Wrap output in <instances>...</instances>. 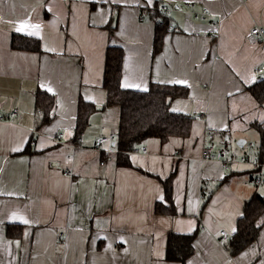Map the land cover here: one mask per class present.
<instances>
[{
	"label": "crops",
	"instance_id": "1",
	"mask_svg": "<svg viewBox=\"0 0 264 264\" xmlns=\"http://www.w3.org/2000/svg\"><path fill=\"white\" fill-rule=\"evenodd\" d=\"M156 1L0 0V264H182L165 259L169 231L194 233L184 264H264V225L234 255L219 236L233 234L264 170L256 187L248 183L253 168L224 170L201 158L208 129L217 147H227L264 120V103L246 89L264 77V42L249 34L264 27V0H161L174 30L152 54L154 23L140 8ZM110 21V43L124 51V88L188 87L170 104L191 116L187 135L146 139L136 146L144 151L129 153L131 167L115 165L113 140L93 149L99 137L115 136L118 106L91 114L74 141L78 99L106 101ZM12 33L38 38L42 52L11 48ZM37 89L55 96L54 119L42 129ZM171 173L176 215L155 214L164 201L161 180ZM9 224L22 225L21 236H7Z\"/></svg>",
	"mask_w": 264,
	"mask_h": 264
},
{
	"label": "trees",
	"instance_id": "2",
	"mask_svg": "<svg viewBox=\"0 0 264 264\" xmlns=\"http://www.w3.org/2000/svg\"><path fill=\"white\" fill-rule=\"evenodd\" d=\"M162 4L161 0H157L151 7L140 8L141 13L154 23L152 54L161 50L165 34L174 30L171 15L168 11L161 9ZM106 27L109 31V44L106 48L102 76L106 101L103 106L98 107L89 101L78 99L74 141L78 142V138L89 124L91 114L109 106H118L120 109L119 122L113 140V147L116 151L115 165L131 167L129 153L146 139L157 137L164 142L171 136L187 135L191 116L172 111L170 104L175 98L186 97L188 87L152 82L146 90L124 88L121 84L124 51L120 45L110 43V40L114 38L115 22L113 21L112 24L110 21ZM10 45L11 48L17 50L42 52L39 39L33 36L12 33ZM246 89L259 104L264 103V77L259 78ZM34 99L36 110L40 112L37 129H42L54 119L55 96L46 90L37 89ZM251 127L259 133L256 154L257 159L263 161L264 120L252 122ZM260 170V167H256L251 171L259 172ZM172 178L173 173L161 180L164 188V201L155 203V214L176 215V208L171 197ZM263 225L264 194L255 190L244 201L242 214L236 220L235 231L226 243L229 252L234 255L248 246L257 237ZM22 228V225L9 224L6 226V235L19 237L23 231ZM193 239L194 233L179 234L169 231L166 236L165 259L184 264L187 258L194 253Z\"/></svg>",
	"mask_w": 264,
	"mask_h": 264
},
{
	"label": "built area",
	"instance_id": "3",
	"mask_svg": "<svg viewBox=\"0 0 264 264\" xmlns=\"http://www.w3.org/2000/svg\"><path fill=\"white\" fill-rule=\"evenodd\" d=\"M161 9L166 10V11L170 10L165 5H162ZM208 13L209 12L206 9H202L200 11V14L202 16H205ZM249 34L251 37H257L264 42V27L255 25L250 29ZM16 112H17V109H13V111L11 112V115L15 114ZM2 118H3V116L0 115V119H2ZM194 118L199 119V118H201V115H195ZM206 135L208 138V142L205 144L204 149L201 152V158L202 159L217 161L221 164V166L224 170H230L232 166H246V167L248 166V167L253 168V169H255L256 167H260V169L264 170V160L259 161L257 159V154H256L257 151H256V148L254 147V145L252 143L248 144V150L250 151V153L248 155H246V154L238 155V154L232 152L227 147H217L214 140H213L214 139V132L212 130L208 129L206 131ZM61 136H62V134L59 133L57 135V138H60ZM114 138H115V136L113 134H109L107 137H99L94 142L93 149H99V147L101 146V144L105 140H107V139L108 140H114ZM32 144H33V142L31 141L29 143V145H32ZM134 150L144 151V149L141 147H139L138 149L136 147V148H134ZM262 181H263L262 174L258 173V172H253V174L248 179L249 184L256 185V186L260 185L262 183ZM219 236L221 237V240L224 241L225 244L230 239L225 230L219 231Z\"/></svg>",
	"mask_w": 264,
	"mask_h": 264
},
{
	"label": "rangeland",
	"instance_id": "4",
	"mask_svg": "<svg viewBox=\"0 0 264 264\" xmlns=\"http://www.w3.org/2000/svg\"><path fill=\"white\" fill-rule=\"evenodd\" d=\"M172 11H174V8L172 9ZM258 132L255 131V130H250L249 132H247V134L244 136L245 140H246V146L244 145V149H246L245 151H243V148L242 147H239L237 146L236 144V141L233 140V136H231V139H230V145L227 144V148L230 149L232 152L236 153L235 150H242V154H244L243 152H248L247 149V144L251 141L254 145H257V142H258V139H259V136L257 135ZM242 154H238V155H242ZM244 176H245V180L247 179V175L246 173L244 174H241V178L244 179ZM257 187V186H256ZM257 191L259 192H262L264 193V184H261L260 186L257 187L256 189Z\"/></svg>",
	"mask_w": 264,
	"mask_h": 264
},
{
	"label": "snow or ice",
	"instance_id": "5",
	"mask_svg": "<svg viewBox=\"0 0 264 264\" xmlns=\"http://www.w3.org/2000/svg\"><path fill=\"white\" fill-rule=\"evenodd\" d=\"M25 26H27V22H24V23L21 24V28H24ZM31 27H33L35 29H39L40 25H38V24L37 25H31ZM17 30L19 31L20 29H17ZM28 34H30V35H38L39 33L37 31V32H30ZM175 83H183V82L182 81H175ZM123 86L124 87H129L130 85L127 82H125V84ZM24 222L27 223V221H24Z\"/></svg>",
	"mask_w": 264,
	"mask_h": 264
},
{
	"label": "water",
	"instance_id": "6",
	"mask_svg": "<svg viewBox=\"0 0 264 264\" xmlns=\"http://www.w3.org/2000/svg\"><path fill=\"white\" fill-rule=\"evenodd\" d=\"M244 143H245V140H244V139H240V140L237 141L236 144H237V146H239V147H243Z\"/></svg>",
	"mask_w": 264,
	"mask_h": 264
}]
</instances>
